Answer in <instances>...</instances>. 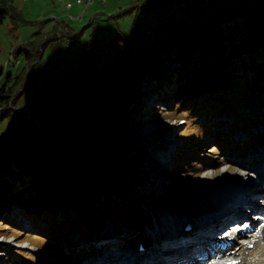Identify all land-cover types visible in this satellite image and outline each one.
<instances>
[{
    "label": "trees",
    "instance_id": "obj_1",
    "mask_svg": "<svg viewBox=\"0 0 264 264\" xmlns=\"http://www.w3.org/2000/svg\"><path fill=\"white\" fill-rule=\"evenodd\" d=\"M8 16L12 33L27 23L10 0H0V25ZM131 16L133 22L123 26L121 21ZM58 39L82 47L80 63L88 97L66 94L56 100L47 108L44 139L9 161L0 160V218L11 226L25 219L46 223L44 246H58L54 240L59 235L68 238L81 223L77 236L88 242L91 228L99 233L104 220L127 226L134 218L133 223L139 224L134 206L116 195L120 180L132 186L140 176L121 158L113 165L106 151L111 144L118 150L136 141L132 137L147 114L148 103L142 102L148 94L146 83L154 85L160 104L170 113L190 106L205 110L207 104L211 113L226 109L240 114V98L250 78L247 70L253 68L254 74L264 76V0H135L117 13H97L83 26L60 19L15 49V61L24 55L26 64L16 76L10 73L5 83L0 82V122L13 115L18 99L36 83L46 48ZM166 62L176 66L174 70ZM3 75L0 70V79ZM213 123V118L207 119V135ZM185 159L180 156L177 161L183 164ZM175 193L171 187L154 207L145 203L143 208L152 210L159 200ZM148 195L156 196L149 191L145 199ZM101 203L106 206L101 213L104 219L97 215L90 222L88 209ZM10 214H15L14 220ZM59 217L54 228L58 235L51 239L49 223Z\"/></svg>",
    "mask_w": 264,
    "mask_h": 264
},
{
    "label": "rangeland",
    "instance_id": "obj_2",
    "mask_svg": "<svg viewBox=\"0 0 264 264\" xmlns=\"http://www.w3.org/2000/svg\"><path fill=\"white\" fill-rule=\"evenodd\" d=\"M133 1L135 0H96L94 4L85 6L77 4V0H10V3L23 13L27 23L20 24L14 33L11 32L13 25L10 16L0 25V70L4 71L0 82L5 83L10 73L16 76L26 64L24 55H20L19 62L15 61L13 56L15 49L45 33L54 22L64 19L83 26L97 13H117L122 8L129 7ZM69 2L74 4L72 9L67 7ZM82 16L81 21L74 19ZM49 21L50 23H46ZM126 22H133V17L121 21L123 26ZM81 54L82 47H77L75 41L58 39L50 42L46 48L44 61L37 67L36 83L30 85L18 99L13 115L0 122V160L9 161L13 155L24 151V148L37 145L44 139L48 131L47 108L56 100L66 94L81 99L88 97L89 91L80 63ZM246 59L251 61L248 56ZM165 66L171 67L172 70L176 67L168 62ZM252 69L247 70L250 78L248 77L244 96L240 98L243 102L240 114L238 111L231 113L226 109L218 114L211 113L207 104L205 110L194 111V107L190 106L184 111L170 113L167 106L160 104L154 85L145 84L144 91L148 94L142 102L148 103L144 108L147 114L132 137L136 141L125 143V148L118 150L111 144L110 152L106 151L107 159L110 158L113 165L115 160L121 158L140 176V180L138 179L132 186L120 180L121 189L116 195L119 200L134 206L136 218L140 222L137 223L138 225L130 224L125 232L119 233L120 229L117 226L104 220L103 225L110 229L105 231L107 238L110 233H114L123 245L134 248L137 243L144 240L142 236H146L145 232L150 233L152 230L155 232L164 219H171V215L183 220L185 225L183 228H186L190 216L184 218L181 206L195 204L196 198L212 188L216 182H228L243 173L245 162H254L255 159L262 162L260 158L264 154V133L261 131L264 128L262 87L264 76L254 74ZM153 105L156 107L154 112L150 109L151 107L155 109ZM209 118H213L214 123L210 126V135H207ZM156 124H159L158 128ZM221 124H226L225 128L217 129L216 127H220ZM246 124H250V127L246 128ZM157 137L160 138L159 141H153ZM197 152L199 155H196ZM180 156L186 158L183 164L177 161ZM152 160L158 165L168 164L167 175H171L172 178L157 180L146 171V163L149 164ZM89 180H92V176ZM171 187L176 191V197L159 200V204L152 210L143 208L145 203L154 207L159 196ZM149 191H155L157 197L148 195L149 199H145ZM229 202L226 203L227 205L220 204L205 209L195 204L196 208L191 218L199 216L201 219L202 213L205 212H224L225 209L229 211L231 206L235 205L230 203L228 207ZM105 208L103 203L89 208L90 222L93 223L97 215L104 214ZM125 211L126 208L123 207L121 214L124 216ZM14 215L12 214L11 217L15 219ZM72 216L74 218L75 214L73 213ZM100 219L103 220L104 217L101 215ZM60 221L59 217L57 220H51L50 223L47 222L52 225L51 239L58 235L54 228ZM7 222V219L0 218V264H39L41 262L39 259H43L47 264H62L61 260L70 261L68 264H86L91 260L87 254L91 244L84 246L83 240L77 236L80 234L79 226L83 223L78 225L68 238L63 239L59 235L54 240L59 244L58 246H44L42 238L46 223L25 219L18 221L17 226H11ZM90 235H94L93 227ZM147 237L149 238L150 235ZM79 243H81L80 248L77 246ZM95 244L99 245L100 242ZM93 248L97 251L96 246ZM64 254H67L68 258H65Z\"/></svg>",
    "mask_w": 264,
    "mask_h": 264
},
{
    "label": "bare ground",
    "instance_id": "obj_3",
    "mask_svg": "<svg viewBox=\"0 0 264 264\" xmlns=\"http://www.w3.org/2000/svg\"><path fill=\"white\" fill-rule=\"evenodd\" d=\"M94 2L95 1H92V4ZM77 4H80V2H77ZM71 7H73V4L70 5V8ZM77 19L82 20L83 17H75V20ZM156 126L158 128L159 124H156ZM150 157L151 155L149 158ZM261 159L262 162H259L258 159H255L256 161H251L250 163L245 162L243 166V173L236 175L228 182H216L212 188L204 191V193L200 194L196 198L197 202H195V204H198V207L203 209L216 207V205L220 204L223 205L228 201L233 204H241V207L245 203L256 205L254 204L256 201L254 198V189L248 188L247 186L251 182L259 180L260 172L264 173V154L261 156L260 160ZM167 167L168 164L163 166L158 165L153 160L150 161L149 164L146 163V171L153 175V177L157 180L162 178L168 180L172 178L171 175H167ZM195 204H185L180 207L183 210L184 218L189 216V218L192 217V213L195 211L194 208H196ZM239 215H242L244 218L248 217L246 213L243 214L242 212L241 214L238 213L233 216L224 214L217 217L209 216V218H205L200 224L192 226L190 230L183 228L185 227L183 220L178 218L176 215H171V221L164 219L162 225L159 226L155 232L153 230L150 233L145 232L146 235H150L149 238H151L152 241L150 248L152 253L149 256L146 257L147 253H142L132 247H126L123 245V242L118 243L113 240L98 251L89 249L92 250L91 253H93L91 256H95V258L93 257L94 259L92 258L86 264H180L179 261L175 260L168 263L167 259L174 253L181 252L183 249L186 250L187 247L190 248L194 246V241L199 238L198 236L202 231V227L205 226L207 228L209 225L210 227H215V229L218 230L223 227H227L230 222L239 218ZM186 223H188V221ZM245 223H249V220L247 219ZM234 225L236 224H233L232 227H234ZM255 227L256 226H253L251 230H247L245 233L241 229H236L235 231L231 230L226 237L227 241H234V236H238V239L235 242V246H232L226 251V253H229L226 255H230L237 259L242 258L240 264H264V233L261 231L255 232L253 230ZM161 235L164 236V239L161 238ZM260 235H263V238H259ZM186 238H192L193 242H182L183 239ZM258 238L260 240L255 243V248L250 249L249 246L253 243V240ZM225 243L226 242H222L219 246H222ZM182 257L183 256L180 258ZM181 263H183V258Z\"/></svg>",
    "mask_w": 264,
    "mask_h": 264
},
{
    "label": "built area",
    "instance_id": "obj_4",
    "mask_svg": "<svg viewBox=\"0 0 264 264\" xmlns=\"http://www.w3.org/2000/svg\"><path fill=\"white\" fill-rule=\"evenodd\" d=\"M92 1H96V0H78L77 2H80V5H91L92 4ZM106 1V0H104ZM73 3L69 2L67 4V7L70 8V5H72ZM75 19V18H74Z\"/></svg>",
    "mask_w": 264,
    "mask_h": 264
}]
</instances>
